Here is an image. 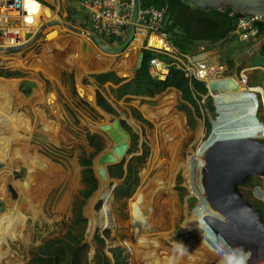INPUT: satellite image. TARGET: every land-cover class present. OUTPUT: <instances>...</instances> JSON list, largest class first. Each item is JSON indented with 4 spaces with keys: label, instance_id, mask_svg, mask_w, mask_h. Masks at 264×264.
Segmentation results:
<instances>
[{
    "label": "rangeland",
    "instance_id": "374dc122",
    "mask_svg": "<svg viewBox=\"0 0 264 264\" xmlns=\"http://www.w3.org/2000/svg\"><path fill=\"white\" fill-rule=\"evenodd\" d=\"M66 2L60 3L59 7L50 5L52 14L50 12L45 14L54 22L60 23L57 25L61 29L60 37L56 41L40 42L35 48L29 49L25 52L28 54L27 61H23L25 54L21 55L18 51H8L9 55H0V69L21 74L18 77H0V82L6 84L5 88L10 85L15 86V92L21 97V105L12 97L8 102L5 99L9 97L6 92L1 96L10 107L18 110L24 119L32 124L29 141L18 139L15 137V129L18 126L17 130H21L23 127L21 121L18 120L19 118L17 120L10 118L8 114L11 112L1 110L0 140H9L10 147L7 152L8 165L0 160V201L5 203L4 211L0 212V216L17 214L20 216V223L18 236L15 239L7 238L5 241L8 252L0 260V264H30L36 254L42 252L44 244L55 240H65L69 237V231L76 237L81 235V243L87 247L83 254L89 260L99 255L108 264H131L123 243L125 222L129 219V209L135 203L136 194L146 188L149 180L156 175L150 161L157 127L145 117L144 107L158 110L163 95L165 93L173 95L172 112L181 117L184 130L183 138L177 148L178 155L188 146L189 156L201 150L212 133L211 122L218 117L215 110L210 112L206 104L207 96L202 97L201 100L196 99L191 87L183 80H181L182 91L168 88L154 97L129 98L130 96H126L119 100L110 91L111 83H106L102 87L91 83L89 76L100 74L98 71H113L123 80L131 79L138 64V49L132 43L120 55H108L101 52L83 34L89 33L86 14L85 12V16L83 14L84 10L76 3ZM84 26H87V29ZM253 42L248 44L242 42V44L250 46ZM239 49H241L239 52L244 50L242 47ZM85 55L88 56L87 60H90L91 69L94 63L98 64L96 71H89V68L85 67V64L89 62H84ZM241 56L244 60L256 65L260 52L256 48L255 51L248 54L242 53ZM61 63H64L66 67L61 68ZM63 73L73 75V87L67 79L62 80ZM227 73L226 77H236L240 80L244 92L258 93L260 103L256 117L260 123H264V69L258 66L242 68L233 64L228 65ZM80 77L86 78L89 86L79 85L77 79ZM21 81L31 84L30 95L25 96L20 91ZM258 88L261 91L257 90ZM85 92L91 96L86 98ZM97 92L106 98L117 115L110 114V117H103L98 114L92 105ZM211 100L215 109L212 97ZM134 110H137L136 112H139L142 119L150 125L137 120L133 115ZM118 117L121 118V122L125 123L126 127L123 125L122 127L129 133L131 139L128 141L126 156L115 165L122 163L123 170L130 166L133 171L132 175L137 177L138 184L129 195L120 199L115 197L114 190L124 183L127 170L124 171L121 179L109 175L107 188L114 187L111 193L112 198L109 200V208L117 224L114 230L109 227L101 229L94 223V219L100 214L104 204V201L98 199L100 181L97 179L96 169L92 170L97 179V189L89 198L78 202L81 192L86 189L82 183L84 167L80 164V157L84 155L88 159L94 152L93 146L101 143V151L91 158V165L95 168L94 162L97 157L110 151L114 145L109 133L102 130L101 126L111 123L114 118ZM90 137L93 139L90 140ZM28 147H32L39 160V168L33 169L32 177H40L41 169L46 166L54 171V175L51 176L52 182L43 189L39 195V203L35 206L30 203L27 196H21L15 186L16 183L21 184L26 179V166L19 154H25ZM136 158L139 160H135ZM111 166L114 165L109 167ZM198 172L199 165L195 168L191 178L203 197L197 183ZM45 185L47 184L43 182L42 186ZM186 186H189V180L185 179L184 171L177 172L175 185L171 191L179 199V205L186 199ZM257 186L264 191V183L253 179L243 187V192L264 211V201L256 198L253 193ZM36 202L37 200L34 203ZM78 210L81 212V219L78 218ZM184 217V211L180 210L179 216L176 213L174 220L177 224L170 237L172 243L183 241L186 238L180 228ZM96 234L103 238V242L99 243L96 240Z\"/></svg>",
    "mask_w": 264,
    "mask_h": 264
},
{
    "label": "bare ground",
    "instance_id": "6f19581e",
    "mask_svg": "<svg viewBox=\"0 0 264 264\" xmlns=\"http://www.w3.org/2000/svg\"><path fill=\"white\" fill-rule=\"evenodd\" d=\"M44 11L46 14L48 13L46 8ZM43 14L44 12L41 15ZM59 37L60 35L57 39ZM86 57L88 58L87 55ZM64 67L66 65L61 63V68ZM85 67L89 68V71H96L98 64L94 63L91 69L89 60ZM232 80L238 83L236 78L232 77ZM5 86L6 84L0 82V119H2V109L11 112L8 114L10 118H16V120L19 118L18 120L21 121L23 127L19 131L17 130L18 126H16L15 137L29 141L32 124L6 102V100L9 102V98L12 97L21 105V97L15 92V86L10 85L7 88ZM257 90L261 91L259 88ZM4 92L9 96L8 99L5 98L6 100L1 96ZM84 95L86 98L91 96L87 92ZM214 98L215 105L222 117L211 126L212 133L209 138L234 132H262L264 134V123L261 124L255 119L254 114L257 109L250 110L253 107L251 94H218L214 95ZM173 102V95L165 93L158 110L144 107L145 117L155 123L157 127L153 138L155 145L152 148L150 161L156 175L152 180H149L146 188L141 189L136 194L135 203L129 209V219L125 222L124 247L131 264H209L211 262L221 264L223 257L219 254L218 246H223L225 251L228 250L220 239L211 236L207 230L203 221L202 204L204 198L200 195L196 183L191 178L197 165L199 168L201 167V150L194 153L193 156H189L190 148L188 146L180 155L177 154V148L183 138L184 130L181 117L172 112ZM239 119L242 121L239 122ZM158 140L159 143H157ZM9 147V140H0V160L7 165L9 163L7 153ZM127 151L128 147L122 154V158L126 156ZM103 154L105 153L100 154L94 162L97 173L102 175L98 199L104 201L102 210L94 219V223L102 225L103 228L109 227L114 230L117 222H115L109 208L111 189L107 188L109 176L105 171V165L100 161ZM19 157L25 163L27 174L25 181L21 184L16 183L15 186L19 194L27 196L30 203L35 206L39 203V195L43 189L52 182L51 176L54 175V171L46 166L41 169L40 177H32L33 169L39 168V160L36 158L32 147H28L27 152L19 154ZM122 158L119 157L118 159L121 160ZM180 171H184L185 179L189 180V186H186V199L180 203L181 206L179 199L171 191L175 185L176 174ZM43 182L47 185L42 186ZM36 200L37 202L34 203ZM262 201H264V191ZM180 210L185 213V219L180 224L181 233L186 236L183 241H180L186 247L183 252L179 251L175 247L176 243H172L170 240L177 224L174 219L176 213L179 216ZM19 223L20 216L17 214L0 216V260L8 252L6 239H15L18 236Z\"/></svg>",
    "mask_w": 264,
    "mask_h": 264
},
{
    "label": "water",
    "instance_id": "95a60500",
    "mask_svg": "<svg viewBox=\"0 0 264 264\" xmlns=\"http://www.w3.org/2000/svg\"><path fill=\"white\" fill-rule=\"evenodd\" d=\"M186 1L202 10L225 12L227 9H231L240 14L264 17V0ZM140 4V0H133V8L126 26L125 37L120 45L113 47L107 46L96 34L92 32L83 34L101 52L108 55L122 54L133 40L135 25L138 21L141 8ZM58 24L60 23L49 22L46 25H42L33 41L40 39L42 32L47 26L50 27ZM257 41V43H261V46H263L264 34ZM84 44L86 43L84 42ZM8 51H16V49H9ZM242 53L247 54V51L237 52L234 60L241 56ZM142 59L143 55L139 54L137 57L138 64L134 71L140 67ZM88 61L85 55L84 62L87 63ZM102 72L105 71H98V73ZM88 74H91V72H88ZM89 78L91 79V83H94L91 75ZM83 79V77L78 78V84L83 87L89 86L83 83ZM236 79L238 83H235L232 77L213 78L208 82L207 96L212 97L214 100V95L218 94H251V104H253V107L250 110L254 108L258 109L260 103L258 93L255 91L244 92L242 85H240V80L238 78ZM128 81L124 80L120 85ZM92 102L98 114L103 117L111 116L110 113L103 110L97 104V94L94 95ZM214 106L218 117L211 122L212 125L217 123L218 119L222 117L218 112L215 102ZM256 112L257 110H255L254 115L258 121ZM238 121L240 122L242 119ZM101 129L108 132L114 142L111 150L100 157V161L105 165V171L109 176L108 167L120 162L118 158H122L125 149L129 147L128 141L131 138L129 133L123 129L121 118L119 117L114 118L111 123L102 125ZM200 163L201 167L199 168L197 183L204 198L202 204L203 221L210 235L220 239L227 250L242 247L246 252H250L251 255L247 264H264V211L261 207L253 203L243 192V187L253 179L264 183V134L262 132H234L222 134L214 138L210 137L201 148ZM92 169L95 170L96 167H92ZM96 175L100 181L102 175H99L97 170ZM110 189L112 193L114 187ZM253 193L256 198L262 200L263 190L261 187H255ZM97 225L101 229H104L102 225Z\"/></svg>",
    "mask_w": 264,
    "mask_h": 264
},
{
    "label": "trees",
    "instance_id": "16d2710c",
    "mask_svg": "<svg viewBox=\"0 0 264 264\" xmlns=\"http://www.w3.org/2000/svg\"><path fill=\"white\" fill-rule=\"evenodd\" d=\"M141 8L148 6L155 9H163L164 17L161 26V32L166 34L168 40L172 45L181 53L187 56L194 57L198 55L201 50V43L208 42L215 44L221 41V45L224 43H233L236 40L237 35L235 34L237 18L240 15L238 12H234L231 9H227L225 12L218 10H202L199 9L186 0H140ZM88 26V25H87ZM87 26L84 28L87 29ZM258 38L264 34V23L257 25ZM122 43V40L115 42L118 46ZM240 51V49L238 50ZM230 51H219L220 57L225 60L227 65H239L242 68H250L252 66H258L264 69V53H260L258 64L254 65L253 62L246 61L239 56L236 60H232V53ZM152 55L143 54L140 67L134 71V75L129 81L123 85H120L124 80L113 72H105L100 74H93L91 77L94 80V84L98 87H102L104 84L111 83L110 91L114 97L119 100L123 97L130 96L129 98H142L144 96L154 97L155 95L163 93L168 88H175L176 90L182 91L183 80L195 93V97L201 100L202 97L207 96V87L205 84L198 80H189L185 78L182 72L178 69H172L171 75L164 81L153 79L150 76L148 69V60ZM21 76L20 72H9L0 69V77H18ZM62 80L67 79L71 86L74 85L73 75L63 73ZM228 76V73L226 74ZM83 83L89 84L87 79H83ZM20 91L25 95H30L32 91L31 84L27 81L20 82ZM97 94V104L106 112L117 115V112L108 103L99 92ZM206 104L210 112H214L212 106L211 97L207 96ZM137 111V110H136ZM134 110V117L142 122H145L140 116L139 112ZM150 125L148 122H145ZM123 127H126L124 122H121ZM93 137H90L92 140ZM94 152L88 159L81 155L80 164L84 167L82 172V183L86 189L81 192V197L78 202H82L86 198H89L92 193L97 189V180L94 176L91 158L98 154L101 149V143L93 146ZM139 160V159H135ZM141 161V158H140ZM109 174L113 178L121 179L124 176L122 163L114 165L108 168ZM124 183L119 185L114 190V195L117 198H124L130 194V191L137 187V177L132 175V168L128 166L126 168ZM23 175V174H22ZM21 175V176H22ZM133 189V190H134ZM260 207V206H259ZM5 203L0 201V212H3ZM78 218H82L81 212L78 210ZM73 231L72 229H69ZM69 237L65 240H55L54 242L44 244L39 254L33 258L30 264H108L99 255L89 260L87 256L83 254L87 248L81 243V235L76 237L72 232H68ZM96 240L100 243L103 242V238L99 234H96ZM99 252V250L97 251Z\"/></svg>",
    "mask_w": 264,
    "mask_h": 264
},
{
    "label": "built area",
    "instance_id": "2783aa9c",
    "mask_svg": "<svg viewBox=\"0 0 264 264\" xmlns=\"http://www.w3.org/2000/svg\"><path fill=\"white\" fill-rule=\"evenodd\" d=\"M65 1L82 6L88 22V31L100 37L107 46H116L115 42L124 39L133 0ZM44 8L50 12V9L39 0H0V55H9V49H16L22 55L38 46L40 42L51 43L57 39L61 30L54 25L47 26L40 39L33 41L42 25L54 22L45 15ZM164 11L150 6L140 8L131 42L139 54L152 55L148 60L150 76L164 81L169 78L174 68L180 70L185 78L201 81L206 87L213 78L226 77L228 66L221 57L204 63L195 58L197 56L181 54L172 45L166 34L161 32ZM260 23H264V17L240 14L235 34L243 43L255 42L258 40L257 25ZM27 60L26 53L23 55V61Z\"/></svg>",
    "mask_w": 264,
    "mask_h": 264
},
{
    "label": "crops",
    "instance_id": "0c3cea01",
    "mask_svg": "<svg viewBox=\"0 0 264 264\" xmlns=\"http://www.w3.org/2000/svg\"><path fill=\"white\" fill-rule=\"evenodd\" d=\"M39 1L42 2L49 9H50V5H54V6L59 7L60 3L65 2L64 0H39ZM73 4H75V2ZM76 4H78V3H76ZM78 5L76 7L77 9L79 8V6L81 7V9H83L81 5H79V6ZM50 13L52 14L51 9H50ZM83 14H84V11H83ZM84 16H85V14H84ZM85 18H86V16H85ZM220 43H221V41L217 42L215 44H211L208 42L201 43V47H200L201 52L195 58H198L200 61H202L204 63L210 62V61H213V60L217 59L218 57H220L219 50H222V51L223 50H227V51L228 50H230V51L234 50V52L232 53V59H234L235 54L237 52H239L238 50L241 47L244 48V51H247V54L251 53L252 51H255L256 48H258L260 53H264L263 52V46H261V43H257V41L253 42L250 46L249 45L245 46L238 39V37H236V40L233 43H224L223 45H221Z\"/></svg>",
    "mask_w": 264,
    "mask_h": 264
},
{
    "label": "clouds",
    "instance_id": "9594fccd",
    "mask_svg": "<svg viewBox=\"0 0 264 264\" xmlns=\"http://www.w3.org/2000/svg\"><path fill=\"white\" fill-rule=\"evenodd\" d=\"M175 247L181 252L186 250V247L181 242H177ZM218 250L223 257L221 264H247L251 255L250 252H246L242 247L225 251L223 246H218Z\"/></svg>",
    "mask_w": 264,
    "mask_h": 264
},
{
    "label": "flooded vegetation",
    "instance_id": "af4514ba",
    "mask_svg": "<svg viewBox=\"0 0 264 264\" xmlns=\"http://www.w3.org/2000/svg\"><path fill=\"white\" fill-rule=\"evenodd\" d=\"M94 84V83H93Z\"/></svg>",
    "mask_w": 264,
    "mask_h": 264
}]
</instances>
